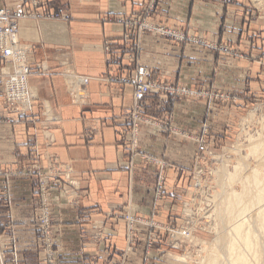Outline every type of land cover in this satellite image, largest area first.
Returning a JSON list of instances; mask_svg holds the SVG:
<instances>
[{
    "label": "crops",
    "instance_id": "crops-1",
    "mask_svg": "<svg viewBox=\"0 0 264 264\" xmlns=\"http://www.w3.org/2000/svg\"><path fill=\"white\" fill-rule=\"evenodd\" d=\"M36 2L32 8L27 0H0V9L12 12L39 13L47 8L69 16L66 21L18 18L20 41L31 46L26 58L29 67L44 62L50 75L33 74L29 78L37 101L25 116L0 107V188L7 179L11 195L9 210L0 203V250L11 248L10 226L20 264H39L42 254L36 228V177L24 173L34 169L35 163L38 168L45 167L50 157L66 169L59 174L60 181L52 180L50 185L58 264H113L120 261L118 255L123 259L121 264H142L146 230L138 226L140 245L129 247L124 223L114 215L130 211L166 222L170 211L184 198L185 182L203 130L208 129L210 140L233 132L238 113L243 110L237 100L254 95V80L258 84L261 79L264 85L263 71L258 70L264 67V58L253 59V49L244 44L234 46L238 30L232 27L238 28L237 20L250 10L245 7L252 5V12L258 10L251 0H160L162 17L158 6L153 12L154 20L201 39L198 44L180 43L145 32L136 61L152 71L153 79L192 88L204 87L207 82L217 90L241 94L237 102L214 104L208 111L199 100L173 104L156 97L146 99L149 115L162 119L171 114L170 124L182 133L166 135L149 126L140 129L141 150L175 167L165 169L168 195L154 203L155 170L138 164L129 178L119 134L120 118L132 105V90L126 80L135 66L125 48L121 21L140 10L141 0ZM260 15L258 19L264 20ZM223 22L232 25L226 33L220 29ZM252 25L250 30H264V21L259 28ZM221 44L230 52L215 48ZM1 71L7 72L8 67L0 61ZM67 72L89 79L86 105L78 106L71 99ZM207 114L209 118L204 119ZM102 223L100 238L93 237L92 226Z\"/></svg>",
    "mask_w": 264,
    "mask_h": 264
},
{
    "label": "rangeland",
    "instance_id": "rangeland-1",
    "mask_svg": "<svg viewBox=\"0 0 264 264\" xmlns=\"http://www.w3.org/2000/svg\"><path fill=\"white\" fill-rule=\"evenodd\" d=\"M75 1H86V0H75ZM160 0H141V7L140 10L133 14L131 18L124 19L121 22L124 24L125 33L123 36V40L125 42V48L130 53V57L135 62V66L132 69V73L130 74L129 78L126 80V83L131 88V80L139 73L141 68L145 70V74L143 75L144 80L149 85H156L159 88V92L157 94H153L150 92L146 95L143 100L142 107L139 110V119L145 121V119L150 120V125L141 124L137 125L139 133L140 129L144 126H149L152 129L156 130V132H160L162 134H180L182 133L178 131L177 127L172 126L170 124L171 121V114L162 117V119L158 118L157 116L149 115L145 111L146 107V99L149 97H156L162 103H173L178 104L182 100H191V101H201L202 106L206 108L208 111L209 107L214 104L217 105H224L229 103L237 102L242 104L241 108L242 111H239L238 118L236 120L235 128L233 132H229L228 136L226 135L225 138H221L219 136H213L219 140H210L208 137V129L206 128L203 130L202 136L199 137L198 142L200 143L197 147V153L193 160V167H191V171L189 174L188 180L186 183V190H184V198L178 204V206H174L170 213L172 215H168L166 222H159L155 220L154 216L145 217L142 215L134 214L130 211H123L120 212L119 215H114V218L120 219L124 223L125 229V240L126 244L130 247L132 245L139 246L140 242L137 239L138 233V226H142L144 230H146L147 238L146 241L142 246H144L143 252V260L142 264H197L199 259L202 260L204 257L205 249L209 245L213 243L214 238H218L220 240L221 236L223 237L224 234V227L218 221V216L216 214L217 210V203L218 199L216 196L217 193L221 192L220 186L218 185L217 175H216V167L220 164L219 161L224 156H229L225 154V149L232 148L234 143L238 139V135L242 129V118L245 119L247 117L249 122L246 123V130L250 133H255V130H258L261 126L260 122L264 123V85L262 87L260 80L258 84H252V90H254V95L247 97L245 99H238L241 97V94L236 92H230V90L224 89L223 91L217 90L210 86L209 83H205L204 87L200 88H192L190 86H184L180 84H170L166 82H159L152 78V71L149 68H146L139 64L136 61V58L140 51V42L142 36L145 32L155 33L162 37H166L172 39L174 41L184 43V42H195L201 43V39L198 37H193L188 35L187 33L181 31L183 29L176 28L174 26H169L161 21L154 20L152 18V14L157 8L158 14L160 13V5H158ZM253 2V7L257 8L258 12L254 10L252 12L250 6L245 7L250 10H246V12L242 13V17L240 20H237L238 28H233L232 30H238V39L237 44L234 46H247L248 48L253 49L252 57L253 59H263L264 58V30H257V29H249L251 26V22L253 23L252 26L257 28L256 26L261 27L262 20L258 19L257 16L261 14L264 17V0H251ZM250 3V2H249ZM36 0H27V5L36 7ZM163 4V3H162ZM251 4V3H250ZM4 9V8H3ZM7 10V9H5ZM17 13H28L29 15L26 16L27 18L32 19H53V18H45L49 17L50 14L52 15H61L59 20H67L69 18L67 13L61 12H51L49 9H44L39 13L32 12L28 10L23 11H14ZM160 15V14H159ZM260 15V16H261ZM161 16V15H160ZM244 16V17H243ZM162 17V16H161ZM237 17H239L237 15ZM256 17V18H255ZM233 21V20H232ZM234 20L233 22H235ZM259 21V22H258ZM245 24V25H244ZM230 23L223 22L221 24V30L223 32L230 29ZM164 30H171L174 31L176 34H181V38L178 40L175 37L167 36L162 34L160 31ZM243 30V31H242ZM244 30H246L245 34H243ZM249 32V33H248ZM127 36V38H126ZM20 38V37H19ZM234 43V42H233ZM247 44V45H246ZM215 47L217 50L223 53H229L228 50L226 52L227 46ZM229 49V48H228ZM246 49H244L245 51ZM255 50V51H254ZM236 52V51H235ZM257 70V68H255ZM263 71L264 74V67L258 68V70ZM256 72V71H255ZM256 78V77H255ZM264 81V78H263ZM30 83V82H29ZM243 86H245V81L242 82ZM31 85V84H30ZM242 88H238L239 91L243 90ZM132 90V88H131ZM228 91V92H227ZM263 91V92H262ZM262 92V94H261ZM239 96V97H238ZM238 99V100H237ZM133 100V97H132ZM230 100V101H229ZM237 100V101H236ZM170 101V102H169ZM9 112V111H8ZM137 112V111H136ZM135 109L133 108V101L131 108L125 111L120 120L122 122L121 127L119 129V134L121 136V147L126 152V168L129 174V178L133 177L134 169L138 164H147L148 166L153 167L155 175L154 186H153V193H154V203L159 202L163 198L168 195L167 189V177L165 175V169L167 168H175L170 164L163 161L161 158H157L154 156H149L145 154L141 150L140 146V139L139 134L137 137V148L133 149L132 145L128 144L125 141L127 134H129L134 126L132 122V115L136 113ZM250 112V113H249ZM13 113V112H10ZM208 113V112H207ZM16 114V113H15ZM18 115V114H17ZM19 116V115H18ZM204 115V119H208L209 115ZM21 117V116H20ZM253 117V118H252ZM246 118V119H247ZM245 119V120H246ZM261 119V120H260ZM260 121V122H259ZM258 129H257V128ZM174 130V131H173ZM125 134V137H124ZM238 134V135H237ZM236 144V143H235ZM242 154L244 150H242ZM218 156L215 158V156ZM222 156V157H221ZM215 159H212V158ZM221 157V158H220ZM48 158V157H47ZM233 158V157H232ZM231 158V159H232ZM248 158V156H247ZM247 158L244 159L241 156L243 161V165L248 163ZM227 160V166L229 169L230 167H235L237 160ZM251 159V158H249ZM47 164L43 168H38L37 163L34 164V169H29L24 173V176L29 174V176L36 177L35 183V209L37 211V218H36V228L37 232L40 237L39 241V250L42 254V258L39 264H58L59 257L58 252L55 245V239L53 236L52 230V209L54 207V202L51 194V181L59 182V174L64 172V167L60 165L55 158L51 160H46ZM240 162V161H239ZM253 162H251V166H253ZM238 167V166H237ZM242 167V166H241ZM240 167V169H241ZM239 169V167H238ZM216 170V171H215ZM56 172V174H54ZM249 174V170L246 171V174ZM43 185H45L46 190H44ZM236 188H238V185ZM177 189L174 188V190ZM174 192V191H172ZM216 193V194H215ZM172 194V193H171ZM215 195V196H214ZM216 197V199H215ZM11 202V195L8 189V180L5 179L2 182V187L0 188V203L6 206V209L9 210ZM47 211V218H48V226L46 228H41V218L42 213L40 212ZM7 213V212H6ZM10 215V212H9ZM130 216L132 219H140L143 221L142 224H131L128 222L127 217ZM136 219V220H137ZM135 220V221H136ZM141 223V222H140ZM145 226V227H144ZM93 232L90 234L95 238H100L102 233L103 223L99 225L92 226ZM141 231V230H140ZM11 237V244L10 250H0L3 252L4 257L2 264L10 263V264H20V259L18 257V251L15 247L14 242V234L11 231L8 233ZM259 241V240H258ZM139 243V244H138ZM204 243V244H203ZM220 245V243H219ZM219 245L217 246L219 248ZM204 248V250H203ZM226 254V251H223ZM151 254L153 256H151ZM117 261L113 264H121V256L118 255Z\"/></svg>",
    "mask_w": 264,
    "mask_h": 264
},
{
    "label": "bare ground",
    "instance_id": "bare-ground-1",
    "mask_svg": "<svg viewBox=\"0 0 264 264\" xmlns=\"http://www.w3.org/2000/svg\"><path fill=\"white\" fill-rule=\"evenodd\" d=\"M245 119L242 118L236 144L225 149L229 156H221L215 170L221 190L216 195L215 211L224 234L219 241L214 238L211 245L207 244L204 258L197 264H264V123L259 121L260 128L256 127L258 130L252 134L245 129L250 118ZM241 156L244 159L248 156V163L243 165ZM230 159L238 161L231 169L226 163ZM247 170L249 174H246Z\"/></svg>",
    "mask_w": 264,
    "mask_h": 264
},
{
    "label": "built area",
    "instance_id": "built-area-1",
    "mask_svg": "<svg viewBox=\"0 0 264 264\" xmlns=\"http://www.w3.org/2000/svg\"><path fill=\"white\" fill-rule=\"evenodd\" d=\"M28 15V13L22 12L16 14L10 10L0 9V61L8 67L7 72H0V107L6 111L16 113L19 116H25L30 112L33 103L37 101L36 91L33 86L30 85L29 78L33 74L42 76L50 75L49 69L44 62L35 64L33 68H30L27 63L26 58L28 54L31 53V46L20 41L18 18ZM45 18L58 19L61 18V15L50 14L49 17ZM160 32L167 36L173 35L171 37H175L178 40L182 37L181 34H176L171 30ZM145 72L146 71L141 68L130 83L132 88L133 108L135 112H137L131 117L134 126L131 132L127 134L125 141L132 145L133 149L137 148V137L139 134L137 127L138 123L139 125H150L151 123V121L147 119L143 122V120H140L138 117L143 100L149 92L150 94H157L160 91L158 86L147 84L143 78ZM65 75L69 84L67 91L73 102L78 106L86 105L88 102L87 86L89 79L70 72H67ZM47 159L50 160L51 158L48 157ZM43 188L46 190L45 185H43ZM41 213V228H46L48 226V212L43 211L40 212V214ZM136 219H132L130 216L127 217L128 222L131 224L143 223L142 220ZM8 230L9 232L11 231L10 226ZM3 257V252H0V264H2Z\"/></svg>",
    "mask_w": 264,
    "mask_h": 264
}]
</instances>
